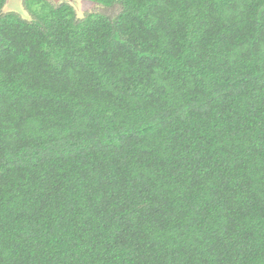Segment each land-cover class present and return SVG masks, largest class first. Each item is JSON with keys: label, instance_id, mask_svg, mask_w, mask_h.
<instances>
[{"label": "trees", "instance_id": "obj_1", "mask_svg": "<svg viewBox=\"0 0 264 264\" xmlns=\"http://www.w3.org/2000/svg\"><path fill=\"white\" fill-rule=\"evenodd\" d=\"M0 0V264H264V0Z\"/></svg>", "mask_w": 264, "mask_h": 264}, {"label": "rangeland", "instance_id": "obj_2", "mask_svg": "<svg viewBox=\"0 0 264 264\" xmlns=\"http://www.w3.org/2000/svg\"><path fill=\"white\" fill-rule=\"evenodd\" d=\"M46 1H48L49 3L55 6L61 3L72 4V7L78 18H82L84 15L94 12L105 13L109 16H115L119 12V7L117 6L111 8H104V7L96 6L92 2L87 0H79V1L75 0V2L73 0H46ZM9 11L16 13L21 18L29 19L23 7V0H6L2 13H6Z\"/></svg>", "mask_w": 264, "mask_h": 264}, {"label": "water", "instance_id": "obj_3", "mask_svg": "<svg viewBox=\"0 0 264 264\" xmlns=\"http://www.w3.org/2000/svg\"><path fill=\"white\" fill-rule=\"evenodd\" d=\"M74 2H75V0H73ZM79 1V0H78ZM70 2V1H69ZM71 3V2H70ZM69 5H71L72 6V4H69Z\"/></svg>", "mask_w": 264, "mask_h": 264}]
</instances>
